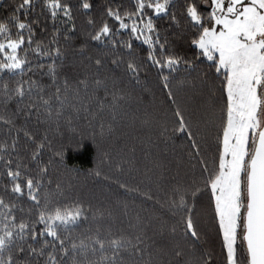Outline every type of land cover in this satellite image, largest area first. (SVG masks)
I'll list each match as a JSON object with an SVG mask.
<instances>
[{
	"label": "snow or ice",
	"instance_id": "snow-or-ice-1",
	"mask_svg": "<svg viewBox=\"0 0 264 264\" xmlns=\"http://www.w3.org/2000/svg\"><path fill=\"white\" fill-rule=\"evenodd\" d=\"M38 5L42 6L41 15L47 12L46 19L68 26L66 41L72 39L67 33L76 32L73 9L66 0H20L13 12L0 20V77L22 76L30 70V53L37 57L63 55L59 30L45 43L33 27L39 21L27 19ZM80 6L93 8L88 0ZM102 16L99 24L89 18L90 27L78 51L100 69L104 67L102 57L88 55L87 49L111 45L118 53L123 47L128 59H112L111 63L117 69L123 66L136 83H141L145 63L156 68L173 106L171 125L165 124L161 134L168 140L177 136L187 140L188 155L200 165V175L190 185H172L173 196L162 183L157 184L165 199L157 196L155 203L175 218L169 247H159L155 241L157 234H164V225L155 228L139 213L132 235L105 240L97 234L88 243L77 240L72 231L81 219L88 218L91 208L86 210L80 202L56 201L44 192L49 168L41 156L48 146L47 136L38 137L16 124L21 116L25 121L32 115L39 117L42 106L51 115L49 102H32L34 82L25 87V82L17 81L12 88L4 83L0 87V126L15 135L10 143H0V167L9 178L0 192V264H213L212 252L198 249L202 231L197 200L203 192L208 194L212 220L222 237L225 264H264V0H182L179 5L178 0H133L132 8L123 11L105 6ZM165 18L188 35L191 58L166 47L167 37H162L157 27V21ZM121 33L127 39L117 40ZM134 40L147 46L145 57H139ZM204 61L219 80L221 100L212 109L216 153L211 164L201 155L204 121L177 98L170 79L181 65L185 71L199 72ZM80 83L87 86L85 80ZM113 97L115 100V94ZM21 137L37 170L35 175L22 160L12 158L20 150ZM56 155L59 163L66 162L64 149ZM126 163L131 168L133 162ZM117 168L124 171L119 165ZM94 174L101 176L99 170ZM163 179L159 177L161 182ZM115 182L129 195L154 200L151 187L141 190ZM25 199L30 201L27 214L21 206ZM124 212L128 214L127 204Z\"/></svg>",
	"mask_w": 264,
	"mask_h": 264
},
{
	"label": "trees",
	"instance_id": "trees-1",
	"mask_svg": "<svg viewBox=\"0 0 264 264\" xmlns=\"http://www.w3.org/2000/svg\"><path fill=\"white\" fill-rule=\"evenodd\" d=\"M66 2L72 6L76 24V32L67 33L72 37L70 40L64 39L68 26L59 20L54 24L46 19V11L44 15L40 14L42 6L38 5L27 18L39 21L33 27L36 28L37 37L45 43L59 30V46L63 55L37 57L30 53V70H26L22 76L5 74L0 77V87L4 83L9 88L15 87L17 81L25 82L27 87L29 82H34L32 102L41 105L43 100L49 102L47 107H50L51 115L42 106L39 117L32 115L25 121L21 116L16 121L18 127L26 126L38 137L47 136L48 146L41 156V162L49 168L44 192L50 193L56 201L80 202L86 210L91 208L87 213L88 218L81 219L72 231L73 238L77 240L84 239L88 243L89 238H95L97 234L105 240L132 235L136 231L135 216L139 213L142 219H150L155 228L164 225V234H157L155 241L159 247H169L173 239L170 229L175 218L155 203L157 196L165 199L157 190V184L162 183L169 196H173L171 186L190 185L199 177L200 165L190 160L186 139L177 136L168 140L161 134L162 127L165 124L170 126L173 120V106L165 95L167 90L162 88L161 78L150 63H145L141 71V83L131 80L123 66L117 69L111 60L128 59L123 47L119 48L118 53L112 51L111 45L87 49L88 55L102 57L104 67L100 69L78 51L90 27L87 23L89 18L99 24L105 6L119 7L123 11L132 8L133 0H88L93 5L90 10L80 6L83 0ZM19 3L20 0H0V20L9 16ZM179 3L182 0H178ZM157 27L161 36L167 37L166 47L177 55L192 57L193 49L187 34H182V30L166 18L158 20ZM116 39H127V35L121 33ZM133 44L139 57H145L147 46L135 40ZM184 68L181 65L178 71L172 73L171 87L177 98L204 121L201 155L211 164L216 153L212 109L221 102L219 80L207 61L201 64L199 72L185 71ZM97 79L102 81L100 85L95 83ZM82 80L87 82L86 87L80 83ZM14 135V131L10 134L6 127L0 126V143H10ZM20 145L19 152L14 153L12 158L22 160L35 175L37 170L25 150L23 137ZM61 149L66 152V162L63 164L58 162L56 155ZM126 161L133 162L131 168ZM118 165L124 169L123 172L118 171ZM97 170L101 172L99 177L94 174ZM105 176L109 179H104ZM161 176L164 178L162 182L159 180ZM117 180L138 186L141 190L151 187L154 200L125 193L115 182ZM8 183L9 178L0 167V192ZM125 204L127 215L124 212ZM29 205L30 201H22L24 214H27ZM197 207V219L202 231L198 249L201 252L211 251L213 264H225L226 252L212 220V207L206 192L199 194ZM149 234H152V229H149Z\"/></svg>",
	"mask_w": 264,
	"mask_h": 264
}]
</instances>
